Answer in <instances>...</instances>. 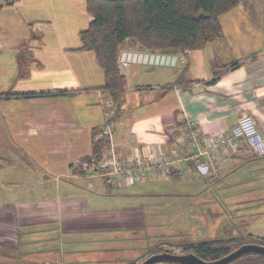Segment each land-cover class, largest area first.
<instances>
[{
    "label": "crops",
    "instance_id": "obj_1",
    "mask_svg": "<svg viewBox=\"0 0 264 264\" xmlns=\"http://www.w3.org/2000/svg\"><path fill=\"white\" fill-rule=\"evenodd\" d=\"M0 6L12 13L8 22L19 23L15 38H6L14 31L6 28L0 39V95H5L0 100V245L14 251L5 254L4 264H51L37 254L53 226L68 235L69 247L76 243L73 234H83L77 241L90 244L122 240L108 233L141 229L144 217L137 208H115L116 193L150 194L151 180L118 187L78 171L81 161L92 157L106 124L101 102L112 101L102 90L105 75L95 54L77 51L80 32L93 20L86 0H14L11 5L0 0ZM43 8L65 10L72 23L52 31L55 17L44 15ZM219 21L221 36L202 49L178 53L176 67L133 64L121 70L126 88L118 93V113L111 121L119 157L169 154L173 148L177 157L188 155L189 147L177 141L185 135L180 123L185 117L196 121L203 139H212L248 115L264 140V0H244ZM123 48L141 50L131 39ZM49 92L66 94L33 96ZM205 171L178 173L179 180H201L215 190L223 186L228 206L253 205L255 217L264 220V155L241 141L237 151L223 154L216 176ZM241 216L243 221L251 215ZM253 229L250 235L264 236Z\"/></svg>",
    "mask_w": 264,
    "mask_h": 264
},
{
    "label": "rangeland",
    "instance_id": "obj_2",
    "mask_svg": "<svg viewBox=\"0 0 264 264\" xmlns=\"http://www.w3.org/2000/svg\"><path fill=\"white\" fill-rule=\"evenodd\" d=\"M42 11L44 15L55 17L53 25L50 26L52 31L61 30L72 23L71 19L64 14L65 10L55 13L53 9L43 8ZM66 11L68 13L67 9ZM11 14H7L6 11L0 13V39H5L3 32L6 28L14 29L12 34L6 37L7 39L16 37H14L15 28L19 23L8 22ZM3 149L4 147L0 145V153ZM5 153L9 152L5 151ZM0 164L4 162L0 160ZM189 183L186 179L169 178L165 181L151 179L148 184L152 187L150 194L131 197L128 191L117 192L116 195L120 197L119 200H115V208L125 210L132 207L140 210V214L144 217L141 229L108 233L111 238L122 240L106 241L103 244L100 241L97 244L77 241L78 236L82 240L83 234H73L70 240L74 239L76 243L71 241L75 245L71 243L69 247L68 235L58 226H53L43 235L46 239L40 244L44 251L37 254L38 260L41 262L49 260L51 264H129L137 259L135 264H141L149 258L145 254L146 251L158 245L171 249L173 254L182 255L186 254L185 249L182 247L178 249L177 245L185 241L248 237L254 233L253 228L264 232V220H259L254 215L258 210L257 207L228 206L225 187L220 186L215 190L210 184L201 180H197L195 184ZM197 186L200 190L196 188ZM243 214L251 216L242 221L240 218H243L241 216ZM48 237L51 239L48 240ZM256 237L264 239L262 235ZM113 247L117 250H109ZM102 248L103 250H100ZM7 252L14 253L13 249L0 245V264L8 260L5 256Z\"/></svg>",
    "mask_w": 264,
    "mask_h": 264
},
{
    "label": "trees",
    "instance_id": "obj_3",
    "mask_svg": "<svg viewBox=\"0 0 264 264\" xmlns=\"http://www.w3.org/2000/svg\"><path fill=\"white\" fill-rule=\"evenodd\" d=\"M2 1L11 5L14 0ZM242 1L244 0H86L87 12L93 20L86 30L80 32L81 46L77 51L95 54L105 75V86L102 90L110 94L118 113V93L126 88V79L118 65V56L128 39L137 43L141 49L154 52L184 53L202 49L221 36L219 17L233 10ZM1 10L2 6L0 12ZM235 66L237 64L232 65ZM61 94L66 93L49 92L33 96ZM4 96L0 95V100ZM109 148L110 145L99 138L94 142L92 156L100 158ZM88 160L89 158H85L81 161L78 171L86 174L83 165ZM170 177L173 180L180 179L178 173H172ZM246 244L264 246V239L249 235L185 241L178 244L177 248L182 247L186 254H194L203 260L214 261ZM165 251L173 253L171 249L158 245L147 250L145 254L150 257ZM242 257V260L239 258L240 261L237 259L231 264H264L263 254L250 253ZM136 260L129 264H135Z\"/></svg>",
    "mask_w": 264,
    "mask_h": 264
},
{
    "label": "built area",
    "instance_id": "obj_4",
    "mask_svg": "<svg viewBox=\"0 0 264 264\" xmlns=\"http://www.w3.org/2000/svg\"><path fill=\"white\" fill-rule=\"evenodd\" d=\"M179 54L173 52H154L147 50H129L123 48L118 56L121 70L133 64L174 68L178 64ZM101 107L106 117V124L98 135L110 145L100 158L90 157L83 165L89 177H105L115 186H132L139 181H148L155 177H166L172 173L191 174L207 169L205 174L216 176L220 168L223 154L237 151L241 141L257 154L264 155V140L258 132L255 120L248 115L241 116L235 126L225 134L215 135L212 139L202 138L196 121L181 118V130L184 137L177 141L181 146H188L190 152L184 157H177L178 150L173 148L169 154L161 150L144 156L123 159L118 156L115 146V134L111 121L116 115L112 101H102ZM193 168H184L183 164Z\"/></svg>",
    "mask_w": 264,
    "mask_h": 264
},
{
    "label": "water",
    "instance_id": "obj_5",
    "mask_svg": "<svg viewBox=\"0 0 264 264\" xmlns=\"http://www.w3.org/2000/svg\"><path fill=\"white\" fill-rule=\"evenodd\" d=\"M250 253L264 255V246L257 244H246L231 252L229 255L214 261H206L194 254H173L167 251L155 254L147 258L141 264H160V263H175V264H231L242 256Z\"/></svg>",
    "mask_w": 264,
    "mask_h": 264
}]
</instances>
